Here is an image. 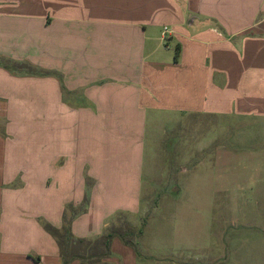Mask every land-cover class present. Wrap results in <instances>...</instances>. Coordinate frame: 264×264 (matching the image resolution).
Wrapping results in <instances>:
<instances>
[{
  "label": "crops",
  "instance_id": "0c3cea01",
  "mask_svg": "<svg viewBox=\"0 0 264 264\" xmlns=\"http://www.w3.org/2000/svg\"><path fill=\"white\" fill-rule=\"evenodd\" d=\"M179 113L264 117V0H0V264H63L50 228L137 231L147 128ZM139 245L101 264L193 260Z\"/></svg>",
  "mask_w": 264,
  "mask_h": 264
},
{
  "label": "rangeland",
  "instance_id": "374dc122",
  "mask_svg": "<svg viewBox=\"0 0 264 264\" xmlns=\"http://www.w3.org/2000/svg\"><path fill=\"white\" fill-rule=\"evenodd\" d=\"M152 121L138 229L125 217L107 232L139 238L134 252L159 261L264 264V117Z\"/></svg>",
  "mask_w": 264,
  "mask_h": 264
},
{
  "label": "trees",
  "instance_id": "16d2710c",
  "mask_svg": "<svg viewBox=\"0 0 264 264\" xmlns=\"http://www.w3.org/2000/svg\"><path fill=\"white\" fill-rule=\"evenodd\" d=\"M50 230L58 239L63 264H70L75 259L80 260L82 264H101L111 255L113 238L122 236L120 231L115 230L108 231L95 240H87L74 238L70 227H66L64 232L52 228Z\"/></svg>",
  "mask_w": 264,
  "mask_h": 264
},
{
  "label": "built area",
  "instance_id": "2783aa9c",
  "mask_svg": "<svg viewBox=\"0 0 264 264\" xmlns=\"http://www.w3.org/2000/svg\"><path fill=\"white\" fill-rule=\"evenodd\" d=\"M167 32H168V29L166 28L165 31H164V33L166 34Z\"/></svg>",
  "mask_w": 264,
  "mask_h": 264
}]
</instances>
